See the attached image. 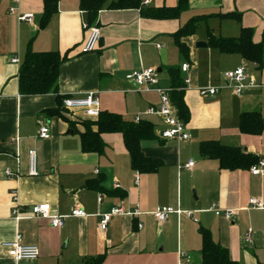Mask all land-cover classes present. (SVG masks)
Wrapping results in <instances>:
<instances>
[{"label":"crops","instance_id":"crops-1","mask_svg":"<svg viewBox=\"0 0 264 264\" xmlns=\"http://www.w3.org/2000/svg\"><path fill=\"white\" fill-rule=\"evenodd\" d=\"M111 1L115 0H108L97 15L100 41L96 50L81 54L87 32L82 27L85 13L78 0H58L56 13L42 30L39 22L43 0H20L19 12L34 16L31 24L20 23L9 15V9L15 7L12 0H0V264H85L99 256H104L102 264H178L179 253L188 255L191 264H201L199 227L208 230L213 241L227 250L231 261L264 264V210H246L251 198L264 204V174L220 171L217 162L202 159L198 152L201 142L218 141L239 147L258 160L264 158V130L258 136L239 131L243 112H258L264 124V69L258 71L256 65L238 55L196 47L198 42L207 44L208 30L214 36L236 38L241 28H252L253 41L259 43L264 33V0H188L187 11L178 20L169 21L145 19L137 9L109 10ZM148 1L141 5L171 8L178 0H156V4ZM230 14H240L239 21L219 17ZM198 16L209 18L200 23L194 36L182 40L188 49V58H184L172 35ZM28 49L68 56L58 71V96L81 97L97 92L100 112L117 114L126 122H134L135 116L159 105L156 93L138 92L126 80L129 73L141 68L160 69L157 87L170 89L167 70L189 64V71L180 73V77L189 79L184 102L190 113L185 124L190 140L141 142L146 158L163 163L151 174L131 169L120 134H103L100 154L83 153L79 138L83 128L77 121L95 119L63 110L64 120L45 115L44 111L58 108L53 93L20 95L19 69ZM12 59L19 63H11ZM239 67L254 78L257 87L237 97L223 88V74ZM203 88H215L217 92L201 97L198 90ZM143 118L154 124L157 136L162 129L160 120ZM42 124L48 129L47 140L38 137ZM30 150L37 153L35 177L27 175ZM189 161L194 163L191 170L180 169ZM6 168L20 174L19 178L7 179ZM88 184L100 191L87 189ZM193 189L194 201L190 199ZM13 194L22 212L33 205L49 204L52 216H68L75 207L86 216L66 218L58 229L52 228L48 220H16L12 216ZM212 205L233 210L236 216L231 220L217 217L209 211ZM117 207L128 213L137 209L138 215L113 217L106 231L99 230L98 217ZM159 207L193 212L195 222L171 215L158 224L151 213ZM247 229L253 231L250 246L242 241ZM17 236L21 246L38 249L36 260L14 261L7 256L1 244L14 242Z\"/></svg>","mask_w":264,"mask_h":264},{"label":"trees","instance_id":"trees-1","mask_svg":"<svg viewBox=\"0 0 264 264\" xmlns=\"http://www.w3.org/2000/svg\"><path fill=\"white\" fill-rule=\"evenodd\" d=\"M79 8L85 13L87 25L96 24L98 12L106 5L108 0H78ZM143 0H115L111 1L109 10L137 9L145 19L155 21L178 20L188 9V0H178L175 7H144ZM58 0H43V11L40 17L39 29H45L51 17L57 11ZM211 17V16H210ZM221 19L232 18L237 21L240 14L219 16ZM209 17L198 16L189 20L172 35L175 47L180 56L188 58V49L182 42L187 37L194 36L200 23ZM97 25V24H96ZM207 47L222 55H238L246 62L256 65L258 71L264 69V33L259 43L253 41L252 28H241L238 37L225 38L214 36L207 31ZM69 60L66 54L59 52H33L27 50L18 75V91L22 96H41L47 94L57 95L58 71L61 65ZM170 79L169 97L177 111V117L184 124L190 118L189 110L184 102V84L180 77L179 68L167 70ZM57 95L58 108L48 109L44 114L50 117L65 119L61 109V100ZM67 120V119H66ZM71 123V122H70ZM83 131L79 133L80 148L83 153L100 154L104 149L101 140L103 134H120L128 152L131 169L140 174L156 173L163 163L157 159L146 158L140 148L143 141H156L154 124L143 118L139 123L126 122L119 115L110 112H100L94 121H77ZM264 130L262 118L258 112H243L239 116V131L241 134L258 136ZM160 140V139H159ZM158 140V141H159ZM161 144V143H159ZM198 152L202 159L217 162L220 171H245L255 165L258 158L244 152L239 147H229L218 141H204L198 145ZM87 189L98 190L90 184ZM198 235L201 240V264H237L230 260L228 252L218 243L214 242L209 231L199 227ZM104 256L86 260L85 264H102Z\"/></svg>","mask_w":264,"mask_h":264},{"label":"built area","instance_id":"built-area-1","mask_svg":"<svg viewBox=\"0 0 264 264\" xmlns=\"http://www.w3.org/2000/svg\"><path fill=\"white\" fill-rule=\"evenodd\" d=\"M15 7L9 9L8 13L10 16H15L16 20L20 23L31 24L33 22L34 16L29 13H21L18 10V4L20 0H12ZM148 0H144L142 5H147ZM83 29L87 32L86 39L81 47V54L93 53L100 41V29L97 25H87L82 24ZM159 49V46H156ZM11 63L18 64V59H12ZM190 69L189 64H182L180 71L182 74H186ZM157 70L155 68H141L139 70L132 71L125 78L128 82H132L138 92L149 93L154 92L159 98V105L157 107H150L145 112L135 116L134 123H139L143 117H157L160 122L162 129L157 132V137L160 140L174 141L176 143L188 142L190 136L186 130L185 124L178 119L176 109L172 105L169 97L170 89L158 88L157 81ZM223 80L225 81L223 88H228L232 93L240 97L242 93L247 89L256 88V82L254 78L247 75L243 67H239L234 71L226 72L223 74ZM183 90L189 89V79H183ZM217 92L215 88H203L198 90V94L201 97L214 96ZM61 108L65 112L69 113H80L82 117L88 119H97L100 114V103L97 92L87 93L81 97H64L61 100ZM74 118V117H73ZM76 120H79L78 118ZM38 137L42 140H47L49 138L48 129L45 125H40ZM194 163L189 161L180 169L191 170ZM249 172L252 176H262L264 174V158L259 159L257 163L250 167ZM18 173H13L9 168L4 170V176L7 179H17L19 178ZM27 175L29 177H35L38 175L37 172V153L35 150L28 151L27 154ZM135 183H137V177H135ZM115 188H119L117 184L114 185ZM98 203L101 202V196L98 197ZM12 203L14 205L12 216L14 219L22 218H35L48 220L50 226L54 229L61 228L66 218H82L85 217V213L82 209L75 207L71 210L68 216H52L50 214L49 204H38L30 206L25 212L20 211L17 204V199L12 195ZM246 210L260 211L264 210V204L257 199L251 198L248 200V207ZM213 212L215 216L222 217L227 220H231L236 216V212L233 210H220L216 205H212L209 209ZM131 216L135 217L138 215L137 209L133 212L128 213L122 207L113 208L109 213L102 214L98 217V228L101 231H106L107 226L113 217L117 216ZM175 215L177 218L184 216L189 220L193 219V212L182 211L179 208L173 209L170 207H159L156 208L151 213V216L158 224L166 222V220L171 216ZM140 229L141 226H138ZM253 231L252 229H247L243 235L242 241L244 245H252ZM1 248L6 251L7 256L14 261L22 260H36L39 256V251L35 246H21L19 244V236H17L14 242H7L1 244ZM179 263L178 264H191L190 257L186 254L179 253Z\"/></svg>","mask_w":264,"mask_h":264},{"label":"rangeland","instance_id":"rangeland-1","mask_svg":"<svg viewBox=\"0 0 264 264\" xmlns=\"http://www.w3.org/2000/svg\"><path fill=\"white\" fill-rule=\"evenodd\" d=\"M157 2H158V0H157ZM157 2H156V0H154V3H155V4H156ZM167 2H168V1H167ZM183 16H184V15H183ZM182 18H183V17H182ZM181 20H182V19H181ZM212 24H213V23H212ZM221 28H222V30H225V29H224V28H225L224 25H222ZM213 29H217V28H214V27H213ZM199 34H200V32H199ZM158 76H161V74H159ZM195 195H196V191L193 189V190L191 191V193H190V199L194 201V199H195V197H196Z\"/></svg>","mask_w":264,"mask_h":264},{"label":"water","instance_id":"water-1","mask_svg":"<svg viewBox=\"0 0 264 264\" xmlns=\"http://www.w3.org/2000/svg\"><path fill=\"white\" fill-rule=\"evenodd\" d=\"M196 47L197 48H206L207 47V44L206 43H203V42H198L196 44ZM157 73H160V69L157 70Z\"/></svg>","mask_w":264,"mask_h":264}]
</instances>
